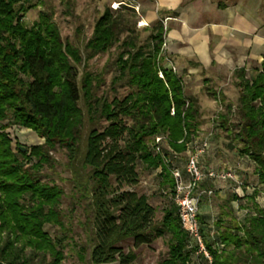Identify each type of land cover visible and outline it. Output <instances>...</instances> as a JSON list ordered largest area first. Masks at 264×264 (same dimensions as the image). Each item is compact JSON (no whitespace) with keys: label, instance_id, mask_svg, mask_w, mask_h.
Masks as SVG:
<instances>
[{"label":"trees","instance_id":"obj_1","mask_svg":"<svg viewBox=\"0 0 264 264\" xmlns=\"http://www.w3.org/2000/svg\"><path fill=\"white\" fill-rule=\"evenodd\" d=\"M21 1L28 0H0V264H32L24 252L27 247L43 260L48 256L46 264H60L64 236L51 237L43 227L57 225L62 231L58 208L62 190L42 182L41 169L51 164L49 152L56 144L67 149L69 158L76 151L71 126L79 92L75 68L67 63L70 44L62 42L47 12L30 27L23 26ZM134 18V9L125 4L104 8L85 43L88 55L102 51L129 22L134 26ZM163 38L164 28L158 22L152 50L136 49L129 54L135 90L112 98L102 114L106 124L92 128L87 136L83 164L93 183L89 191L90 264H128L135 254L124 252L120 242L131 239L136 247L165 232L172 242L161 264H182L188 256L184 252L188 237L180 227L175 206L168 201L160 224H156L155 209L147 196L134 190L139 181L137 162L147 169L161 166L160 191L172 186L168 168L160 156L146 148L144 138L163 131L170 148L182 151L199 125L196 99L185 95L180 76L155 64ZM128 43L133 45L132 40ZM121 61L124 70L127 59ZM235 72L240 78L236 105H226L217 116L220 127L234 132L242 153L254 164L258 182L264 183V55L260 68H253L248 77L242 68ZM12 125L34 131L42 142L25 150L13 146L7 131ZM232 193L212 221L220 248L211 247L206 238L210 228H205L204 215L199 214L212 262L264 264V206L255 204L253 211L239 219L231 202H240L242 197Z\"/></svg>","mask_w":264,"mask_h":264},{"label":"rangeland","instance_id":"obj_2","mask_svg":"<svg viewBox=\"0 0 264 264\" xmlns=\"http://www.w3.org/2000/svg\"><path fill=\"white\" fill-rule=\"evenodd\" d=\"M152 2L153 0H28L23 2L24 10L21 11L20 21L25 27H30L35 21L39 20L42 13L51 15V20L56 24L63 43L71 46V52L66 53L68 64L75 70L76 83L78 86L79 99L76 103L77 113L74 116L72 135L76 144V151L72 158H69L68 151L59 143L49 152L52 162L44 165L41 169V181L49 185H56L62 190L58 208L61 212L63 229L57 225L45 224L43 229L51 237L54 235L64 236L61 244L63 258L60 264H90L89 251L91 248L90 229L92 228L91 218L92 209L89 205V191L92 186L90 180V170L83 164V156L86 148V140L89 131L92 128H101L106 124L102 114L108 109L112 98H121L122 96L135 90L132 86L130 70L128 68L129 54L136 49L143 51L152 50L154 40L152 35L156 32L158 22L167 29V20L159 16L153 22H149L144 17L143 2ZM234 0H225V4H231ZM247 2L249 0H242ZM121 2L137 6L135 11V24L130 22L124 27L113 41L102 51L88 55L85 43L92 34L94 21L100 16L104 8L114 9ZM255 14L259 16L264 25V1L255 0ZM156 9V7H154ZM264 27V26H262ZM128 40L133 41L130 46ZM165 44V36H164ZM166 45V44H165ZM165 45H161L160 58H155V64L164 65L166 68L176 70L180 76L184 93L187 96H193L196 99L197 120L199 125L192 133V139H200L211 133V157L209 159L221 158L224 162H229L231 167L242 173V169H247L243 175L244 184L241 188L245 195L240 202L235 201L233 208L236 216L242 219L246 212L253 211L255 204L264 206V183H259L254 173V164L247 156L242 153V145L234 137L233 131H226L220 127L217 114L225 109L226 105H236L239 87L237 86L240 78L238 72L227 76L205 77L203 67L198 63L188 64L184 69H179L165 54ZM127 59L126 67L122 70L121 59ZM261 62V61H260ZM260 68V63L244 69L245 76L248 77L253 68ZM187 70H195L191 74ZM210 70V69H209ZM174 72V71H173ZM158 76L161 73L157 72ZM173 110L170 109V112ZM130 123V118H127ZM19 127L10 126L7 131L12 138V144L29 148L33 144L42 142L34 131L31 138L20 132ZM167 134L163 131H156L144 138L146 148L152 153L151 144L155 135ZM167 143V141H166ZM188 143V141L186 142ZM185 143V147H187ZM24 149V150H25ZM164 150V149H163ZM166 150V148H165ZM244 159L243 163L242 160ZM252 162V163H251ZM139 181L134 187L137 193H144L148 202L154 207V223L160 224L163 209L169 204L167 198L161 193L155 177L150 169L137 162ZM246 186V188H244ZM126 189V187H124ZM254 198L251 199V194ZM233 194L226 191L219 194L213 192L210 198L207 210L211 212L213 218L220 206L225 204L227 198ZM203 210V209H202ZM204 212V211H203ZM213 219V220H214ZM188 238L185 240L184 252L188 254L182 264H194L190 253L186 249ZM172 237L168 233L156 237L149 244L133 246L131 239H126L119 243L124 252L128 250L135 254V258L128 264H161L168 257L169 246ZM25 255L31 258L32 264H46L50 258L46 256L43 260L40 254L32 252L28 247L24 249ZM186 254V255H187ZM81 257V258H80ZM103 264H119L117 261Z\"/></svg>","mask_w":264,"mask_h":264},{"label":"crops","instance_id":"obj_3","mask_svg":"<svg viewBox=\"0 0 264 264\" xmlns=\"http://www.w3.org/2000/svg\"><path fill=\"white\" fill-rule=\"evenodd\" d=\"M254 1L234 0L231 4H225V0H153L154 6H150L152 2L147 1L143 2L142 6L144 17L149 22L155 21L159 16L169 17L167 29L164 30L165 54L172 63L179 69L198 63L206 69L202 70L205 77L216 78L227 76L240 68L248 69L262 60L264 25L255 14ZM193 71L195 70H187L190 74ZM20 132L31 138V130L21 128ZM207 137L210 146L208 152L201 157V162L217 167H231L229 162H224L221 158L207 160L212 156L211 133ZM164 147L171 163L183 169L187 148L176 151L166 142ZM241 160L243 163L244 159ZM241 169V174L245 175L247 169ZM150 172L157 177L159 186L161 166L150 169ZM205 183L212 184L210 187L219 194L233 192L230 182ZM245 195L249 194L245 191L238 196L244 198ZM210 198L211 196L204 197L199 204V214L204 215V227L208 229L214 219L206 208L210 207ZM234 202H231L232 206ZM201 227L203 228L202 224Z\"/></svg>","mask_w":264,"mask_h":264},{"label":"built area","instance_id":"obj_4","mask_svg":"<svg viewBox=\"0 0 264 264\" xmlns=\"http://www.w3.org/2000/svg\"><path fill=\"white\" fill-rule=\"evenodd\" d=\"M120 4L125 3L121 2ZM125 5L136 11L138 9L134 5ZM168 18H164V21ZM162 45H165L164 42ZM172 69L174 68L172 67ZM172 71L175 72L176 70ZM166 140L165 135L158 134L153 137L151 144L152 153L160 156L163 164L168 168L172 179V186L161 189V193L176 208L180 227L188 237L186 249L190 253L193 263L213 264L212 253L206 246V238L211 242L212 248H220L222 244L217 239L212 226L207 237H204L199 221V204L204 197L212 196L214 190L211 187H201V184L206 181L230 182L232 191L237 195H241L244 177L238 170L232 167H217L201 162V157L208 152L210 146L207 136L198 140L192 139L186 143L187 155L184 160L183 169L172 164L167 157L164 147Z\"/></svg>","mask_w":264,"mask_h":264},{"label":"water","instance_id":"obj_5","mask_svg":"<svg viewBox=\"0 0 264 264\" xmlns=\"http://www.w3.org/2000/svg\"><path fill=\"white\" fill-rule=\"evenodd\" d=\"M20 149H21V150H24L25 148H24V147H22V146H20Z\"/></svg>","mask_w":264,"mask_h":264}]
</instances>
